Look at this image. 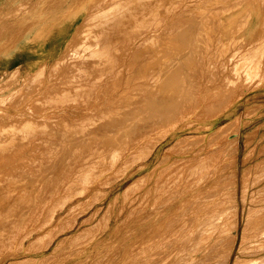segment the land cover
I'll return each instance as SVG.
<instances>
[{
	"label": "rangeland",
	"instance_id": "obj_1",
	"mask_svg": "<svg viewBox=\"0 0 264 264\" xmlns=\"http://www.w3.org/2000/svg\"><path fill=\"white\" fill-rule=\"evenodd\" d=\"M9 1L0 0V10L4 9L0 17L3 15L5 19L11 14ZM13 1L16 3L15 14H21L12 23L6 24V33L0 37L3 55L10 54L30 34L41 36L65 16L73 18L74 24L71 37L57 60L36 70L0 73V183H6L3 180L9 177L10 170V174L17 170L12 163L16 166L18 157L21 163H25V157L29 162L34 157L52 153L50 156L56 158L53 162L61 164L68 155L93 156L88 164L94 168L99 164V168L111 161L109 158H113L115 152L124 146L130 133L140 129L149 131L152 122L165 116L166 120L164 130L159 128L153 133L150 131V134L145 131V140L137 152L130 154L133 156L129 155V159L115 172L109 174L105 171L102 175L106 177L93 190L77 195V198L73 196V199L63 198L44 204L38 200V205L42 204L45 208L34 203L38 207L35 212L39 213L38 221L34 217L29 219L23 234L20 232V241L3 244L0 264H136L135 247L131 246L135 240L136 210L144 212L156 206L165 209L196 184L195 187L202 188L203 181L210 175L215 177L212 188L216 189L217 185L222 188L220 194L212 196L214 201H202L197 205L206 208L214 203L211 213L215 214L203 218L205 228H214L218 219L226 217L230 224L228 233H232L235 215L238 222L237 249H233L229 264L236 258L237 264H264V0H63L60 3L64 2L67 6L60 14L64 17L56 16L51 23L48 22L51 17H45L43 11L26 10L39 0ZM146 27L150 36L146 40L148 43L142 40ZM143 67L149 68L145 70ZM160 89L166 96L161 94ZM121 116H125L124 123L119 121ZM96 128L105 134H99L100 130L96 131ZM225 129L227 135L223 137ZM158 131L165 133L159 134ZM217 131L219 137H215ZM210 133H215V136ZM122 138L125 140L121 141ZM81 140L87 141L82 143ZM88 141L96 146L89 154L82 149L87 146H91L87 147L89 150L92 148L93 144H87ZM132 141L137 144L136 137ZM101 143L105 148H111L104 149ZM115 146L118 148L115 149ZM216 146H221V150L214 151V162H211V155L209 157L203 152ZM154 168H158V172L149 177ZM165 169L171 171L170 177ZM154 175H157L159 186L162 182L164 184L162 188L157 185L159 198L151 202L149 187L155 181ZM219 176L224 179L221 183L217 181ZM191 179L194 182H190ZM169 182L173 185L170 183V186ZM190 184L193 186L190 187ZM9 185L10 188L13 184ZM21 185L23 183L17 184L20 187L17 190L19 198L15 196L16 191L8 194V190L0 187V203L5 205L3 208L0 206V218L16 219L22 216V212L27 215L33 196L29 199L31 189ZM140 201L147 207L143 203L138 205ZM37 225L40 228L36 229ZM241 232L244 234L242 247ZM148 246L147 251L143 252V247L139 254L143 252L144 256L151 257L155 250ZM221 250L217 255L219 253L224 258ZM215 260L220 263V259L216 258L210 263L215 264Z\"/></svg>",
	"mask_w": 264,
	"mask_h": 264
},
{
	"label": "bare ground",
	"instance_id": "obj_2",
	"mask_svg": "<svg viewBox=\"0 0 264 264\" xmlns=\"http://www.w3.org/2000/svg\"><path fill=\"white\" fill-rule=\"evenodd\" d=\"M155 1V0H154ZM160 1V0H159ZM106 2V1H105ZM146 2V1H144ZM177 2V1H176ZM198 2V1H197ZM115 3V1H114ZM192 3V2H191ZM118 4V3H117ZM134 4V3H132ZM141 4V2H140ZM180 4V3H179ZM182 4V3H181ZM187 4V3H186ZM110 5V4H109ZM108 5V6H109ZM174 5V4H173ZM178 5V3H177ZM115 6V5H114ZM130 6V5H129ZM144 6V5H143ZM162 6V4H161ZM105 7V6H104ZM127 7V5H126ZM177 7V6H176ZM188 7V6H187ZM148 8V7H147ZM164 8V7H163ZM179 8V7H178ZM133 9V8H131ZM146 9V8H145ZM187 9V8H186ZM108 10V9H107ZM150 10V9H149ZM158 10V9H157ZM160 10V9H159ZM118 11V10H117ZM113 12V10H112ZM158 12V11H157ZM115 14V13H114ZM141 14V13H140ZM163 14V13H162ZM181 14V13H180ZM102 15V14H101ZM166 15V14H165ZM110 16V15H109ZM118 16V15H117ZM139 16V15H138ZM145 16V15H144ZM143 16V17H144ZM162 16V15H161ZM127 17V16H126ZM160 17V16H159ZM151 18V17H150ZM126 19V18H125ZM144 19V18H142ZM147 19V18H146ZM145 19V20H146ZM172 19V18H171ZM189 19V18H188ZM124 20V19H123ZM130 20V18H129ZM144 21V20H143ZM169 21V20H168ZM191 21V20H190ZM145 22V21H144ZM104 23V22H103ZM102 23V24H103ZM108 23V22H107ZM164 23V22H163ZM99 24V23H98ZM132 24V23H130ZM144 24V23H143ZM165 24V23H164ZM192 24V23H191ZM142 25V24H141ZM146 25V23H145ZM148 25V24H147ZM154 25V24H153ZM169 25V24H168ZM172 25V24H171ZM101 26V25H100ZM132 26V25H131ZM137 26V25H136ZM143 26V25H142ZM105 27V26H104ZM186 27V26H185ZM127 28V26H126ZM159 28V27H158ZM163 28V27H162ZM165 28V27H164ZM178 28V27H177ZM141 29V28H140ZM170 29V28H169ZM183 29V28H182ZM190 29V28H189ZM104 30V29H103ZM106 30V28H105ZM119 30V29H118ZM139 30V29H138ZM143 30V29H142ZM141 30V31H142ZM147 30V27L143 33V42L145 43L146 40H149L148 37L149 34L146 32ZM155 30V29H154ZM157 30V29H156ZM180 30V29H179ZM235 30V29H234ZM101 31V30H100ZM120 31V30H119ZM150 31V30H149ZM132 32V31H131ZM159 32V31H158ZM165 32V31H164ZM179 32V31H178ZM134 33V32H133ZM141 33V34H142ZM160 33V32H159ZM162 33V32H161ZM170 33V32H169ZM107 34V32H106ZM113 34V33H112ZM125 36L126 34L123 33ZM136 34V33H135ZM163 34V33H162ZM185 34V33H184ZM213 34V32H212ZM129 35V34H128ZM157 35V34H156ZM160 35V34H159ZM210 35V34H209ZM121 36V35H120ZM123 36V37H125ZM136 36V35H135ZM162 36V35H161ZM168 36V35H167ZM214 36V35H213ZM106 37V36H105ZM108 37V36H107ZM141 37V36H140ZM158 37V36H157ZM163 37L165 38L166 36L163 34ZM194 37V36H193ZM127 38V37H126ZM131 38V37H130ZM172 38V37H171ZM170 38V39H171ZM177 38V37H176ZM179 38V37H178ZM157 39V38H156ZM162 39V38H161ZM168 39V38H167ZM122 40V39H121ZM159 40V38L157 39ZM163 40V39H162ZM141 41V39H140ZM165 41V40H163ZM161 41V43L163 42ZM172 41V40H171ZM177 41V40H176ZM101 42V41H100ZM121 42V41H120ZM147 42V41H146ZM169 42V41H168ZM108 43V42H107ZM133 43V42H132ZM137 43V42H136ZM148 43V42H147ZM109 44V43H108ZM124 44V43H123ZM155 44V43H154ZM168 44V43H167ZM171 44V43H170ZM111 45V44H110ZM117 45H118V42H117ZM127 45V44H126ZM129 45V44H128ZM134 45V44H133ZM138 45V44H137ZM148 45V44H146ZM200 45V44H199ZM108 46V45H107ZM154 46V45H153ZM180 46V45H179ZM99 47V46H98ZM127 47V46H126ZM131 47V46H130ZM135 47V46H134ZM157 47V46H156ZM159 47V46H158ZM176 47V46H175ZM187 47V46H186ZM112 48V47H111ZM128 48V47H127ZM146 48V47H145ZM143 49V50H146V49ZM150 48V47H149ZM153 48V47H152ZM124 49V48H123ZM129 49H132V48H129ZM128 49V50H129ZM155 49V48H154ZM172 49V48H171ZM118 50V49H117ZM126 50V51H128ZM137 50V49H136ZM161 50V49H160ZM130 51V50H129ZM139 51V50H138ZM156 51V50H155ZM163 51V50H162ZM177 51V50H176ZM181 51V50H180ZM113 52V51H112ZM145 52V51H144ZM161 52V51H160ZM179 52V50H178ZM184 52V51H183ZM123 53V52H121ZM128 53V52H127ZM126 53V55H127ZM131 53V52H130ZM135 53V52H134ZM139 53V52H138ZM154 53V52H153ZM171 53V52H170ZM115 54V53H114ZM147 54V52H146ZM156 54V53H155ZM158 54V53H157ZM156 54V55H157ZM181 54V53H180ZM179 54V55H180ZM113 55V53H112ZM122 55V54H121ZM159 55V54H158ZM184 55V54H183ZM123 56V55H122ZM146 56V55H144ZM161 56V55H160ZM112 57V56H111ZM178 58V57H177ZM120 59V58H119ZM162 59V58H161ZM106 60V59H105ZM110 61V60H109ZM193 61V60H192ZM112 62V61H111ZM191 62V61H190ZM149 64V63H148ZM111 65V64H110ZM120 65V63H119ZM132 65V64H131ZM190 65V64H189ZM148 66V65H147ZM146 66V67H147ZM108 67V66H107ZM189 68V66H187ZM145 69V67H143ZM149 68V67H148ZM148 68H146L145 70H148ZM112 69V68H111ZM121 70V69H120ZM134 69H132L131 71H133ZM143 70V71H145ZM150 70V69H149ZM158 70V69H157ZM189 70V69H188ZM153 71V70H152ZM155 71V70H154ZM110 72V71H109ZM150 72V71H148ZM156 72V71H155ZM158 72V71H157ZM205 72V71H204ZM120 73V72H119ZM128 73V72H127ZM145 73V72H144ZM164 73V72H163ZM133 74V72H132ZM136 74V73H135ZM133 74V75H135ZM139 74V73H137ZM141 74V73H140ZM168 74V73H166ZM118 75V74H117ZM128 75V74H127ZM160 75V73H159ZM120 76V74H119ZM180 76V75H179ZM118 77V76H117ZM128 77V76H127ZM141 77V76H140ZM122 78V77H121ZM119 79V78H118ZM117 80V78L115 79ZM121 80V79H120ZM142 80V79H141ZM140 81V80H138ZM122 82V81H121ZM129 82V81H128ZM150 82V81H149ZM148 82V83H149ZM153 82V80H152ZM155 82V81H154ZM162 82V81H161ZM172 83V82H171ZM169 83V85L171 84ZM111 84H112V81H111ZM114 84H117V83H114ZM127 84V83H126ZM130 84V83H129ZM174 84V83H173ZM172 84V85H173ZM178 84V83H177ZM132 85V84H130ZM113 86V84H112ZM174 86V85H173ZM109 87V86H108ZM141 87V86H140ZM176 87V86H174ZM173 87V88H174ZM115 88V87H114ZM118 88V86H117ZM143 88V87H142ZM169 88V86H168ZM141 89V88H140ZM177 89V87H176ZM179 89V87H178ZM98 90V89H97ZM113 90V89H112ZM147 90V89H146ZM145 90V91H146ZM161 90V89H160ZM174 91H176L175 89H172ZM149 91V90H148ZM153 92V91H152ZM106 93V92H105ZM150 93V92H149ZM154 93V96H155V92ZM226 93V92H225ZM241 93V92H240ZM101 94V93H100ZM109 94V93H107ZM112 94V93H111ZM133 94V93H132ZM161 94L162 95H165L166 96V93L163 92L161 90ZM161 94H158L161 96ZM171 94V93H170ZM224 94V93H223ZM103 95V94H102ZM131 95V94H130ZM157 95V96H158ZM180 95V93H179ZM233 95V94H232ZM159 96V97H160ZM102 97V96H101ZM176 97V96H175ZM95 98V97H94ZM162 99V96L160 97ZM103 99V98H102ZM132 99V98H131ZM136 99H138L136 97ZM166 99V98H165ZM135 100V98L133 99ZM147 100V99H146ZM136 101V100H135ZM145 101V100H144ZM160 101V100H158ZM200 101V100H199ZM132 102V101H131ZM95 103V102H94ZM134 103V102H133ZM148 103V102H147ZM174 103V102H173ZM130 104V103H129ZM149 105V104H148ZM129 106V105H128ZM150 106V105H149ZM163 106V105H162ZM167 106V105H166ZM169 107V106H168ZM161 109V107H159ZM181 108V107H180ZM120 109H122L120 107ZM125 109V108H124ZM166 109V108H165ZM168 109V108H167ZM166 109V110H167ZM172 109V108H171ZM112 110V109H111ZM147 110V109H146ZM116 111V110H115ZM126 111V110H125ZM165 111V110H164ZM127 112V111H126ZM166 112V111H165ZM170 112V111H169ZM184 112V111H183ZM100 113V112H99ZM98 113V114H99ZM101 113H103L101 111ZM138 113V112H137ZM148 113V112H147ZM106 114V112H105ZM128 114V112H127ZM145 114V113H144ZM151 114V113H150ZM156 114V113H154ZM104 115V114H103ZM120 115V114H119ZM118 115V118H120ZM135 115V114H134ZM140 115V114H139ZM162 115V114H161ZM164 115V114H163ZM167 115V114H166ZM174 115V114H173ZM185 115V114H184ZM114 116V115H113ZM131 116V115H130ZM169 116V115H168ZM106 117V116H105ZM122 119L119 120L121 123H124L125 121V116H121ZM155 117V116H154ZM171 117V116H170ZM156 118V117H155ZM178 118V117H177ZM111 119V118H110ZM159 119V118H158ZM101 120V119H100ZM106 120V119H105ZM146 120V119H145ZM166 120V116L165 117H161L159 120H156L154 122H152L151 124V127L149 128V134H150V131H152L153 133V130L156 131V129H159L161 128V130H164L163 129V125L165 124ZM172 120V119H171ZM113 121V120H112ZM128 121V120H127ZM131 121V120H130ZM135 121V120H134ZM139 121V120H137ZM144 121V120H143ZM142 121V122H143ZM148 121V120H147ZM107 122V121H106ZM109 122V121H108ZM115 122V120H114ZM141 122V121H139ZM145 122V121H144ZM103 123V122H102ZM112 123V122H111ZM128 123V122H127ZM132 123V121H131ZM136 123V122H135ZM146 123V122H145ZM164 123V124H163ZM113 124V123H112ZM111 124V125H112ZM117 124V123H116ZM134 124V123H133ZM141 124V123H140ZM143 124V123H142ZM148 124V122L146 123ZM145 124V125H146ZM105 125V123H104ZM123 125V124H122ZM121 125V126H122ZM126 125V124H125ZM136 125V124H135ZM137 125H139L137 123ZM153 125V126H152ZM99 126V125H98ZM103 126V125H102ZM120 126V127H121ZM128 126V129L130 128L129 124H127ZM143 126V125H142ZM97 127V126H95ZM94 127V129H95ZM105 127V126H104ZM109 127V126H108ZM113 127V126H110V128ZM146 127V126H145ZM148 127V126H147ZM166 127H167V124L165 125V130H166ZM103 128V127H102ZM135 128V127H134ZM138 128H141L140 126ZM115 129V128H114ZM121 129V128H120ZM125 129V128H124ZM127 129V130H128ZM227 129V128H226ZM226 129H225V134L223 133V137L225 135H227L226 133ZM92 130V129H91ZM97 130H100V129H97L96 128V131ZM113 130V129H112ZM123 130V129H122ZM126 130V131H127ZM160 130V131H161ZM212 130V129H211ZM219 130V129H218ZM222 130V129H221ZM219 130V131H221ZM228 130V129H227ZM87 131V130H86ZM114 131V130H113ZM125 131V133H126ZM146 131V129H145ZM145 131H142L141 129L139 131H136L134 133H130L127 137V139L125 140V144L123 147H121L119 150H117V152H115L116 154L115 155H110L112 156L113 158H109V160L111 159V161H108L107 158L106 160L108 161V163L106 165H101V167L98 168V165L96 166L97 168H94L93 166H90L88 164V162H90L92 160L91 157L93 156H88L86 153V156H83V157H79V156H70L68 155V157L64 159V161H62V163H58V161H54L56 158L54 156L55 159H53V157H51L48 153L49 156H46V154H44L43 156H39V157H34L32 159L31 156H28V157H31V159L33 160H29V162H27V158L25 157V163H21V160L19 159V157L17 158L18 161H16V166L13 165L12 163V166L15 168H17V170L15 172H13V168H12V174H10L11 172V168L8 169L10 170L9 172L6 171V174L7 172L9 173V177L3 181H6V183L2 184L0 183V187L2 189H6L8 190V194L11 192V193H14L16 191V194L15 196L18 197V194H17V190L18 188L20 189V187H17V184L19 183H23V186L21 185V187H27L26 189H31V193H30V197L29 199L32 198V201L30 202V205L28 206L29 210H27V215H25L26 213L22 212V216L20 217H17L16 219H9L8 217L6 216H2L0 218V236L3 237V239L1 240V237H0V248L3 246V244H7V245H10L14 242H16L17 240H19L20 236L23 234L22 230L25 229L27 226H28V221L29 219L33 218L36 222L38 221L37 218H38V212H36V209L38 208L37 206H41L40 204L38 205L39 202H37L38 200H41V202L43 201V204L45 202H56V201H59L60 199H63V198H72L73 196H76V197H73V198H77V195L79 196L80 194H84L86 192H89L90 190H93L95 185L98 184L101 180H103V178H105L106 176H103L102 174L105 172V171H109L107 173L111 174L112 172H115V170H117L119 167L122 166V164L124 162H126V160L129 159V155L130 154H133L135 151L137 152V148L140 146H142V143H143V137L144 135H146ZM146 131V132H147ZM89 132V131H88ZM87 132V133H88ZM99 132V131H98ZM104 131H102L101 133V130H100V133L99 134H105L103 133ZM164 132V131H163ZM229 132V131H227ZM117 133V132H116ZM156 133V132H155ZM157 133H162V132H157ZM165 133V132H164ZM162 133V134H164ZM167 133V132H166ZM28 134V133H27ZM114 133H112L113 135ZM121 134V133H120ZM157 134V135H159ZM213 135V133H210ZM209 134L210 138L212 137L211 135ZM218 134V131L216 132V136H215V133L213 136L215 137H219ZM221 134V132L219 133ZM117 135H119L117 133ZM156 135V136H157ZM222 135V134H221ZM83 136V135H82ZM91 136L93 137V134H91ZM108 136V135H106ZM120 136V135H119ZM150 136V135H149ZM164 136V135H163ZM208 136V134H207ZM88 137V136H87ZM95 137V136H94ZM111 137V136H110ZM126 137V136H125ZM124 137V138H125ZM136 137V140H137V144L134 145V142L132 140H134ZM214 137V138H215ZM24 138V137H23ZM76 138V137H75ZM84 137H82L83 139ZM86 138V136H85ZM100 138V137H99ZM103 138V137H102ZM107 138V137H106ZM148 138V137H147ZM213 138V137H212ZM108 139V138H107ZM197 139V138H196ZM201 139V138H200ZM217 139V138H215ZM213 139V140H215ZM90 140V138H89ZM114 140V139H113ZM123 140V138L121 139V141ZM123 140V141H124ZM145 140V139H144ZM199 140V139H198ZM24 141V140H23ZM82 143H84L85 141L87 140H81ZM84 141V142H83ZM95 141V140H94ZM99 141V140H98ZM103 141H108V140H103ZM102 141V143H103ZM120 141V142H121ZM141 141V142H140ZM183 141V140H182ZM196 141V140H195ZM74 142V141H73ZM101 142V141H100ZM133 142V143H132ZM136 142V141H135ZM184 142V141H183ZM193 142V141H192ZM49 143V142H48ZM59 143V142H58ZM76 143V141H75ZM80 143V142H79ZM87 144H91L89 141L86 142ZM85 143V145H87ZM102 145V148L104 146V149L105 148V145L108 144V142H104L105 145ZM110 143V142H109ZM116 144H118L117 142H115ZM114 143V145H115ZM124 143V142H123ZM122 143V144H123ZM178 143V142H177ZM186 143V142H185ZM191 143V142H190ZM47 144V143H46ZM93 144V143H92ZM100 144V143H99ZM120 144V143H119ZM65 145V144H64ZM63 145V146H64ZM101 145L100 146V149H101ZM110 145V144H109ZM69 146V145H68ZM71 146V145H70ZM121 146V145H120ZM152 146V145H151ZM174 146V145H173ZM52 147V146H51ZM61 147V146H60ZM76 147V146H75ZM75 147H73L72 149H75ZM88 147V146H87ZM85 147V148H87ZM91 147V146H89ZM88 147V148H89ZM95 143L93 144L92 148L89 150L88 148L85 149L82 147V149L87 152L88 151V154L91 152V151H94V148H95ZM109 147V146H108ZM114 146H112L113 148ZM172 147V146H171ZM32 148V147H31ZM111 148V147H109ZM107 148V150L109 149ZM118 148L115 146V149ZM51 149V148H50ZM65 149V148H64ZM80 149V151L82 150ZM114 149V150H115ZM217 149L221 150V146H216V147H211V148H208V149H204V152L203 153H207L208 156L211 155L212 157V154L214 153V151ZM33 150V149H32ZM67 150V149H66ZM69 150V149H68ZM76 150V149H75ZM87 150V151H86ZM106 150V151H107ZM112 150V149H111ZM219 150V151H220ZM35 151V150H34ZM54 150H52L53 152ZM57 151V150H56ZM62 151V150H61ZM74 151V150H73ZM79 151V153L81 154V152ZM116 151V150H115ZM215 151V153H217ZM4 152V150H3ZM27 152V151H26ZM48 152V151H47ZM55 152V151H54ZM53 152V153H54ZM63 152V151H62ZM70 152V151H69ZM105 152V151H104ZM151 152V151H150ZM57 153V152H56ZM72 153V152H71ZM112 153V152H110ZM202 153V152H201ZM202 153V154H203ZM219 153V152H218ZM6 154V153H5ZM21 154V153H20ZM60 154V153H58ZM57 154V155H58ZM82 154H83V151H82ZM84 154V155H85ZM96 154V152H95ZM195 154V153H194ZM193 154V155H194ZM199 154V153H198ZM54 155V154H53ZM52 155V156H53ZM78 155V154H77ZM94 155V154H93ZM97 155V154H96ZM188 155V154H187ZM191 155V154H190ZM192 155V156H193ZM197 155V154H196ZM215 155V154H214ZM213 155V156H214ZM18 156V155H17ZM62 156V155H61ZM81 156V155H80ZM133 156V155H132ZM130 155V157H132ZM195 156V155H194ZM194 156L192 157V159L194 158ZM200 157H202L201 155H199ZM205 156V155H204ZM203 156V158H204ZM4 157V156H3ZM15 157V156H14ZM57 157V156H56ZM63 157V156H62ZM109 157V156H108ZM198 158V156H195ZM207 157V156H206ZM210 157V156H209ZM13 158V157H12ZM10 158V159H12ZM20 158H23V157H20ZM59 158V157H58ZM89 158H91V160L89 161ZM102 158V157H101ZM100 158V159H101ZM190 158V157H189ZM30 159V158H28ZM95 161L97 160V158H94ZM93 159V161H94ZM103 159V158H102ZM164 159V158H163ZM191 159V160H192ZM195 159V158H194ZM193 159V160H194ZM202 159V158H201ZM214 158L212 157L211 159V162ZM15 160V159H14ZM162 160V159H161ZM192 160V161H193ZM203 160V159H202ZM205 160V159H204ZM208 160V159H206ZM94 161V162H95ZM103 161V160H102ZM106 161V162H107ZM186 161V159H185ZM7 164L9 163L8 161H6ZM17 162H20V164L18 163L17 165ZM100 162V160H98V163ZM105 162V161H104ZM190 162V161H189ZM214 162V160H213ZM162 163V162H161ZM207 163V161H206ZM210 163V161H209ZM159 164V163H158ZM199 164V163H198ZM210 164H213V163H210ZM156 165V164H155ZM5 166V165H4ZM3 166V167H4ZM9 167V165H7ZM6 166V167H7ZM11 166V165H10ZM209 166V165H208ZM207 167V166H206ZM212 167V165H211ZM210 167V168H211ZM156 168V167H155ZM152 169L151 172L149 173V177H152V175L158 171H156L157 169ZM3 169V168H2ZM162 169V168H161ZM168 169V168H167ZM208 169V168H207ZM160 170V169H159ZM172 170V169H171ZM209 170V169H208ZM5 171V170H4ZM3 171V173H4ZM166 171V169H165ZM165 171H164V174H165ZM170 171V170H169ZM169 171H166V174L168 172V176H169ZM201 171V170H200ZM203 171V169H202ZM163 172V171H162ZM171 172V171H170ZM2 173V174H3ZM189 173H190V170H189ZM195 173V172H194ZM191 174L192 171H191ZM190 174V175H191ZM197 174H198V171H197ZM5 175V174H4ZM183 175V173H182ZM2 176V175H1ZM8 176V175H7ZM146 176V175H145ZM157 176V175H156ZM155 175L153 177H156ZM163 176V175H162ZM166 176V175H165ZM186 176V175H185ZM193 176V175H191ZM196 176V175H195ZM194 176V177H195ZM211 177L207 178V180H204L203 181V185H202V188L201 186H197V187H193L191 188L190 190L186 192H184L182 195L183 196H180L178 198V196L175 198V199H179L178 201L174 202L172 204V202L168 199L167 201L170 203L169 204H172L170 205L169 207L165 208V209H158V207H149L150 209H147L145 210L144 212L141 211H137L136 210V213H137V216H136V227H134V237H135V240H134V243H132V248L133 246L135 247L134 251H136L135 256L136 257V264H147L148 261H151V264H211L210 262L212 261L213 258H216V259H220V263H219V260L218 262H215L216 263H219V264H229V260L231 258V255H232V252H233V249H234V246L235 244L237 243L236 240H237V235H236V232L238 231V222H237V219L235 218V215H234V226L235 229L231 232L228 233L229 229H230V224H229V221H227L226 217H222V219L219 221V219L217 220L218 221V224L213 228V227H209V228H205V225L203 224L204 223V220L203 218L206 217V216H209V215H212V214H215V213H211V211H214V203H210L206 208L205 207H202V208H199L197 205L202 202V201H206V202H210V201H214L212 199V196L214 195H218L220 194V190H221V185H217L216 186V189L212 188V184L215 180V177L210 175ZM170 177V176H169ZM168 177V178H169ZM188 177V176H187ZM2 178V177H1ZM161 178V177H160ZM167 178V179H168ZM183 178V177H180V179ZM197 178V177H196ZM4 179V178H3ZM165 179V178H164ZM179 179V180H180ZM184 179V178H183ZM188 180L190 178H187ZM224 179L222 178V176H219L217 181L218 183H221ZM157 181L159 182L158 178L156 177L155 178V181H151L152 182V185L149 187L150 188V192L152 193V198L151 199V202L153 201H156L157 198H159V193L156 191L158 190L157 189ZM161 181V180H160ZM167 181V180H165ZM183 181V180H182ZM193 180L191 179L190 182H192ZM138 182V181H137ZM150 182V183H151ZM173 182V181H172ZM184 182V181H183ZM189 182V183H190ZM194 182V181H193ZM133 183V182H132ZM171 182H169V185H170ZM9 184H13L11 185V187L9 188ZM162 184H164L162 182ZM160 183V186L159 188H162ZM172 184V183H171ZM188 184V183H187ZM194 184V183H193ZM17 189H16V187ZM41 185H44L41 187ZM130 185V184H129ZM173 185V184H172ZM170 185V186H172ZM189 185V184H188ZM192 184H190V187H191ZM5 186H8V187H5ZM14 186V188H13ZM19 186V185H18ZM131 186V185H130ZM128 186V187H130ZM133 186V185H132ZM168 186V188L170 187ZM179 186H180V181H179ZM186 186V185H185ZM193 186V185H192ZM189 187V188H190ZM173 189V188H172ZM187 189V188H186ZM148 189H146L147 191ZM162 190V189H161ZM166 190H168L166 188ZM171 190V189H169ZM168 190V191H169ZM184 190V188H183ZM1 191V189H0ZM14 191V192H13ZM124 191V190H123ZM127 191V190H125ZM124 191V192H125ZM160 191V190H159ZM166 191V192H168ZM174 191V190H173ZM176 191V190H175ZM162 192V191H161ZM139 193V192H138ZM147 193H149L148 191L146 192V197L147 196ZM182 193V192H181ZM33 194V195H32ZM168 194V193H167ZM166 194V195H167ZM176 194V192H175ZM175 194H173L175 196ZM179 194V193H178ZM177 194V195H178ZM137 195V194H136ZM172 195V194H171ZM180 195V194H179ZM86 196V195H84ZM82 196V197H84ZM133 196V195H132ZM142 196V194H141ZM168 196V195H167ZM131 197V196H130ZM144 197V196H143ZM145 197V198H146ZM9 198V196H8ZM19 198V197H18ZM72 198V199H73ZM169 198V197H168ZM79 199V197H78ZM139 199V198H138ZM141 201L143 200L142 197L140 198ZM149 198H147V201H148ZM166 199V198H165ZM173 200V198H171ZM65 200H68V199H65ZM71 200V199H70ZM77 200V199H76ZM125 200V199H124ZM134 200V199H133ZM36 201V202H35ZM69 201V200H68ZM140 201V202H141ZM144 201V200H143ZM163 201V200H162ZM161 201V202H162ZM166 201V200H165ZM63 202V201H62ZM60 202V203H62ZM75 202V200H74ZM78 202V201H77ZM133 202V201H132ZM131 202V204H133ZM36 205L37 203V206ZM47 203V205H48ZM128 203V202H127ZM141 202V204L138 203V205H145L146 203H143ZM167 203V202H165ZM163 203V206L164 204ZM78 204V203H77ZM136 204V203H135ZM134 204V205H135ZM149 204V203H148ZM159 204V202H158ZM46 205V207H47ZM150 205V204H149ZM156 205V204H155ZM154 205V206H155ZM166 206H168V203L165 204ZM0 206H2V208L5 206V205H2V203H0ZM43 206V205H42ZM128 206V205H127ZM146 206V205H145ZM144 206V207H145ZM162 206V205H161ZM206 206V205H204ZM210 206V207H209ZM143 207V206H142ZM143 207V208H144ZM147 207V206H146ZM27 208V209H28ZM43 208H45L43 206ZM127 208V207H126ZM138 208V207H137ZM41 209V208H40ZM141 209V208H140ZM146 209V208H145ZM212 209V210H211ZM263 212V211H262ZM218 214V212H217ZM116 215V214H115ZM115 217V216H113ZM117 217V216H116ZM263 217V216H262ZM41 218V217H40ZM225 218V219H224ZM45 221V219H43ZM42 221V220H41ZM264 221V220H263ZM31 222V221H30ZM50 222V221H49ZM82 222V221H81ZM249 223V222H248ZM41 224V222L39 223ZM44 224V223H43ZM49 224V223H48ZM201 225H202V228H201ZM39 226V227H38ZM207 226V225H206ZM35 227V226H34ZM40 228V225H37L36 226V229ZM43 227V226H42ZM93 227V226H92ZM243 228V227H242ZM245 229V228H244ZM243 229V230H244ZM28 230V229H27ZM35 231V230H34ZM112 231V229H111ZM22 234H21V233ZM45 233V232H44ZM108 233V232H107ZM112 233V232H111ZM242 233V232H241ZM27 234V232H26ZM29 234V233H28ZM78 234V233H77ZM80 234V233H79ZM81 234H83L81 232ZM63 235V234H62ZM109 235V234H108ZM75 237V236H74ZM79 237V236H78ZM242 241H241V247H242V242H244V234L242 233ZM66 238V237H64ZM107 239H109L107 237ZM66 241V239H63V241ZM70 240V239H69ZM105 240V239H104ZM241 240V239H240ZM239 240V241H240ZM20 241V240H19ZM23 241V240H22ZM63 241H61V243L63 244ZM82 242V241H81ZM79 243V242H78ZM98 243V242H97ZM59 244V243H58ZM57 244V245H58ZM62 244L58 245V246H61ZM76 244V243H75ZM83 244V243H82ZM6 245V247H7ZM22 244H20V247H21ZM68 245V244H67ZM77 245V244H76ZM148 245H150L152 251L155 250L154 253L151 254V257H146L143 255V252L149 247ZM148 246V247H147ZM161 248H160V247ZM240 246V245H239ZM27 247V246H26ZM66 247V246H65ZM72 247V246H71ZM79 247V246H78ZM81 247V246H80ZM145 247V249L143 248ZM156 247L159 249L156 250ZM240 247V248H241ZM5 248V247H4ZM73 248V247H72ZM77 248V247H76ZM6 249V248H5ZM20 249V248H19ZM56 249V247H55ZM54 249V250H55ZM82 249V248H81ZM143 250V252L141 254L140 251ZM149 249V248H148ZM154 249V250H153ZM223 252H222V250ZM219 250H221V253H222V256L221 257L218 253V255L220 256V258H218V255H217V252H219ZM2 251V250H1ZM72 251V249H71ZM79 251V250H78ZM147 251V250H146ZM263 251V250H262ZM151 252V251H150ZM149 252V254H150ZM73 253V252H72ZM71 253V254H72ZM69 254V253H68ZM145 254V253H144ZM147 254V252H146ZM148 254V255H149ZM215 255L214 257H212V255ZM70 256V255H69ZM73 256V255H72ZM153 256V258H152ZM15 257V256H14ZM67 257V256H66ZM221 258H223V260L221 261ZM134 260V259H133ZM242 260V259H240ZM263 260V259H262ZM214 262V261H213ZM214 262V263H215ZM256 262V261H255ZM12 263V262H11ZM215 263V264H216ZM238 263V260L237 258L234 259L230 264H237Z\"/></svg>",
	"mask_w": 264,
	"mask_h": 264
},
{
	"label": "crops",
	"instance_id": "obj_3",
	"mask_svg": "<svg viewBox=\"0 0 264 264\" xmlns=\"http://www.w3.org/2000/svg\"><path fill=\"white\" fill-rule=\"evenodd\" d=\"M60 1L63 0H39L35 3V6H31V9L29 8L26 10L32 11L34 9H38L39 12L43 11V15L45 17H51V19L48 21L51 23L53 18L56 16L64 17L60 13H62V11L65 12L67 4L64 2L60 3ZM8 4V10H10L11 14L9 16L10 18L7 19H5L3 15L0 17V37L4 36L6 33V24L12 23L16 17L21 14H15L16 3L13 0H10ZM0 6H2V4ZM3 10H0V14ZM58 21L61 22L51 28H48L45 33H42V35L39 37H34L33 34H30L27 39L21 41L8 55H3V50L0 45V73L21 69L25 71L29 69L36 70L44 64H50L57 60L58 57L63 53L66 44L71 37L74 19H68L65 16V19ZM236 247L237 243L235 244L234 251H236Z\"/></svg>",
	"mask_w": 264,
	"mask_h": 264
}]
</instances>
